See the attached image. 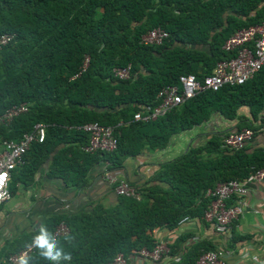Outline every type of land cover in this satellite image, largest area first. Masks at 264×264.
I'll return each instance as SVG.
<instances>
[{
    "label": "trees",
    "instance_id": "16d2710c",
    "mask_svg": "<svg viewBox=\"0 0 264 264\" xmlns=\"http://www.w3.org/2000/svg\"><path fill=\"white\" fill-rule=\"evenodd\" d=\"M262 22L264 0H0V33L14 35L0 48V117L14 105H28L9 121L0 119V145L20 140L37 123L46 125L45 140L32 142L11 171L12 195L37 182L47 163V177L81 188L97 164L108 163L110 169L146 149H163L175 134L216 114L236 122L163 164L152 179L156 183L135 184L138 198L120 195L113 207L53 214L35 230L6 241L0 264H11V255L42 229L53 255L71 260L49 259L47 248L38 246L23 259L26 264H106L119 253L129 258L156 246L157 228L173 229L185 216L202 217L211 202L208 188L248 180L263 169L264 147L252 149L251 140L231 149L224 140L245 128L257 134L264 127V66L243 84L200 91L155 120L134 119L156 107L159 92L179 84L181 75L203 80L211 74L219 61L235 54L224 49L227 39ZM154 28L169 36L162 44L143 43L142 36ZM86 56L88 67L74 77ZM128 65L130 78L115 75L116 68ZM91 122L115 127V150L83 149L90 141L83 126ZM61 222L70 231L55 237ZM202 252L189 256V264Z\"/></svg>",
    "mask_w": 264,
    "mask_h": 264
},
{
    "label": "crops",
    "instance_id": "0c3cea01",
    "mask_svg": "<svg viewBox=\"0 0 264 264\" xmlns=\"http://www.w3.org/2000/svg\"><path fill=\"white\" fill-rule=\"evenodd\" d=\"M235 124V121L216 114L206 124L175 134L163 149H146L110 169L108 163L97 164L91 169L87 184L81 188L67 187L62 179L47 177V163L39 171L37 182L29 188L21 185L12 198L0 207V249L6 241L35 230L53 214L92 211L98 204L107 208L115 206L121 194L110 185L107 175L137 186L156 183L152 179L163 164L184 154L191 146L206 142L213 132L229 129ZM249 146L252 149L264 147V128L259 130ZM189 217L181 226L156 230L157 241L169 242L170 256L154 261L131 254L128 264H180L185 261L189 264L191 258L205 252V249L219 251L227 264H264V182L249 181L244 212L227 233L217 232L204 215ZM185 257L189 259L185 260Z\"/></svg>",
    "mask_w": 264,
    "mask_h": 264
},
{
    "label": "built area",
    "instance_id": "2783aa9c",
    "mask_svg": "<svg viewBox=\"0 0 264 264\" xmlns=\"http://www.w3.org/2000/svg\"><path fill=\"white\" fill-rule=\"evenodd\" d=\"M168 36L169 33L165 29L154 28L142 36V42L145 44H162ZM13 37L14 35L9 33H0V48L8 44ZM224 49L232 53L235 52V54L230 58L219 61L213 72L206 75L203 80L198 79L195 74L181 75L179 84L167 85L159 92V104L156 107L147 113H135L134 119L146 122L155 120L200 91H217L223 86L239 85L252 79L264 66V22L234 33L225 42ZM89 61L90 57L86 56L81 67L82 70L74 77H78L86 70ZM115 75L121 79L130 78L131 65L124 68H116ZM27 110L28 105L26 103L14 105L0 119L9 121ZM263 128L260 130H263ZM83 129L90 133V141L83 147L85 151H113L117 148L118 138L115 134L114 126L91 122L85 124ZM255 136V130L245 128L240 132H234L225 137L224 146L231 149H239L247 142L253 140ZM45 137L46 125L37 123L33 131L25 133L20 140H4L0 145V207L12 198L9 188L11 171L23 162V156L29 150L32 142H43ZM107 178L118 194L139 197L136 186L129 181L111 175H107ZM250 180L264 182V168L257 170L248 180L239 181L232 179L207 189L205 196L209 197L211 202L205 210L204 218L213 223L217 232L227 233L231 231L233 223L244 212ZM189 219V216L183 217L178 222V226H181ZM68 233L69 227L62 222L56 227L54 236H64ZM36 247H38L37 239L21 251L11 255L9 258L10 263L19 264ZM170 251L169 242L159 240L153 249L143 248L135 251L134 254H139L154 261H160L163 257L170 256ZM106 264H128V258L123 253H119ZM196 264H227V262L219 251L210 250L201 254Z\"/></svg>",
    "mask_w": 264,
    "mask_h": 264
},
{
    "label": "clouds",
    "instance_id": "9594fccd",
    "mask_svg": "<svg viewBox=\"0 0 264 264\" xmlns=\"http://www.w3.org/2000/svg\"><path fill=\"white\" fill-rule=\"evenodd\" d=\"M38 240V246L41 248H47V251L44 253L46 256H48L49 259H60L61 256L63 257V259L70 261L71 260V256L70 255H66L63 253H58L56 255H53V247L52 245H50L48 243V237H47V232L46 229H42L41 230V235L37 238ZM21 264H26V261L22 260Z\"/></svg>",
    "mask_w": 264,
    "mask_h": 264
}]
</instances>
